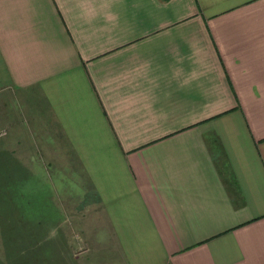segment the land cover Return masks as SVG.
<instances>
[{
	"label": "crops",
	"instance_id": "0c3cea01",
	"mask_svg": "<svg viewBox=\"0 0 264 264\" xmlns=\"http://www.w3.org/2000/svg\"><path fill=\"white\" fill-rule=\"evenodd\" d=\"M0 64L100 264H264V0H0Z\"/></svg>",
	"mask_w": 264,
	"mask_h": 264
},
{
	"label": "rangeland",
	"instance_id": "374dc122",
	"mask_svg": "<svg viewBox=\"0 0 264 264\" xmlns=\"http://www.w3.org/2000/svg\"><path fill=\"white\" fill-rule=\"evenodd\" d=\"M2 73L0 64V91L6 85ZM0 100V264H100L99 244L87 233V222L83 232L78 230L83 209L63 214L58 207L60 190L67 185L75 196L83 178L58 172L60 162L45 159L42 146L28 141L26 120L41 113L40 103L29 107L10 92L0 93ZM12 110H18L19 119L9 115L13 124L3 126L4 113ZM49 167L55 169L45 172Z\"/></svg>",
	"mask_w": 264,
	"mask_h": 264
}]
</instances>
